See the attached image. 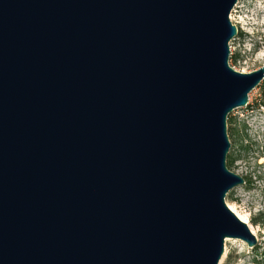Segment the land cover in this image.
Masks as SVG:
<instances>
[{"label":"water","instance_id":"obj_1","mask_svg":"<svg viewBox=\"0 0 264 264\" xmlns=\"http://www.w3.org/2000/svg\"><path fill=\"white\" fill-rule=\"evenodd\" d=\"M238 0H0V264H219Z\"/></svg>","mask_w":264,"mask_h":264},{"label":"rangeland","instance_id":"obj_2","mask_svg":"<svg viewBox=\"0 0 264 264\" xmlns=\"http://www.w3.org/2000/svg\"><path fill=\"white\" fill-rule=\"evenodd\" d=\"M230 18L238 27L230 43V65L245 73L264 66V0H238ZM230 121L238 130L230 136L231 151L239 156L231 170L246 183L231 190L226 202L247 217L258 242L249 246L242 239L228 237L219 264H264V82L250 93L247 106L229 114V125ZM247 143L249 151L243 149Z\"/></svg>","mask_w":264,"mask_h":264},{"label":"trees","instance_id":"obj_3","mask_svg":"<svg viewBox=\"0 0 264 264\" xmlns=\"http://www.w3.org/2000/svg\"><path fill=\"white\" fill-rule=\"evenodd\" d=\"M264 80L261 82L263 83ZM260 86V85H259ZM229 119V118H228ZM231 120V119H230ZM228 133H229V136H233L235 134L238 133V130H236L234 127H233V123L232 121H230V125L228 126ZM243 137H240V140L242 141ZM251 144L247 143L246 145L243 146V149L246 150V151H249L250 150V147ZM239 158V156H236L233 151H231L228 155V160H227V163H228V167L231 169L235 163V161ZM258 222H255V224H257Z\"/></svg>","mask_w":264,"mask_h":264},{"label":"bare ground","instance_id":"obj_4","mask_svg":"<svg viewBox=\"0 0 264 264\" xmlns=\"http://www.w3.org/2000/svg\"><path fill=\"white\" fill-rule=\"evenodd\" d=\"M230 208L243 220V221H245V222H248V219H247V217H245V216H243V215H241L240 213H238L237 211H236V209L233 207V206H230ZM251 229H252V231L256 234V230L254 229V228H252L251 227ZM229 241V239H227L226 240V242H228Z\"/></svg>","mask_w":264,"mask_h":264}]
</instances>
